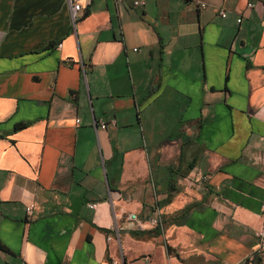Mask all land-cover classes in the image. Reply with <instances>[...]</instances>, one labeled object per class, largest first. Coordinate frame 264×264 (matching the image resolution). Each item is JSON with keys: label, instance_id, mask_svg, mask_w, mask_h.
Here are the masks:
<instances>
[{"label": "crops", "instance_id": "obj_1", "mask_svg": "<svg viewBox=\"0 0 264 264\" xmlns=\"http://www.w3.org/2000/svg\"><path fill=\"white\" fill-rule=\"evenodd\" d=\"M132 1L85 0L75 26L67 0H0V264H246L257 247L264 0ZM156 210L162 234L134 236Z\"/></svg>", "mask_w": 264, "mask_h": 264}, {"label": "built area", "instance_id": "obj_2", "mask_svg": "<svg viewBox=\"0 0 264 264\" xmlns=\"http://www.w3.org/2000/svg\"><path fill=\"white\" fill-rule=\"evenodd\" d=\"M84 1L85 0H67L68 6L70 8V14H71V20L73 22V25L76 26V23L83 17V10H84ZM258 0H249L247 6L248 8H254L256 6ZM147 3V0H133L132 1V6L134 8L138 7H144ZM202 7H205V4L201 5ZM219 15L221 18H226L227 17V12L224 10H221L219 12ZM242 19L239 17L237 19V23H241ZM106 125L102 124V128H105ZM96 204L89 205L91 209L96 208ZM34 209V205H29L26 207V212L28 214H32ZM261 216L264 219V201L261 205ZM130 220H137V215L136 214H130L129 215ZM147 223H149L151 226L154 228L161 229L164 231V220H163V215L159 210L154 211L153 215L148 219ZM145 226V223H139V229H143ZM255 235L258 239V244L255 250H253L249 256L248 260L251 261L255 257L256 254H261L264 251V223L262 227L255 232Z\"/></svg>", "mask_w": 264, "mask_h": 264}, {"label": "trees", "instance_id": "obj_3", "mask_svg": "<svg viewBox=\"0 0 264 264\" xmlns=\"http://www.w3.org/2000/svg\"><path fill=\"white\" fill-rule=\"evenodd\" d=\"M21 127L22 125H19L17 128H21ZM162 232L163 231L158 228H155L154 231H147V232L145 230H136L134 233V236H136L137 238H142V237L144 238L145 235L147 234H151V235L153 234L155 236V235H161ZM0 246L4 248L3 245L0 244ZM246 264H264V260L261 254H256L253 260L249 261L247 259Z\"/></svg>", "mask_w": 264, "mask_h": 264}, {"label": "rangeland", "instance_id": "obj_4", "mask_svg": "<svg viewBox=\"0 0 264 264\" xmlns=\"http://www.w3.org/2000/svg\"><path fill=\"white\" fill-rule=\"evenodd\" d=\"M262 257H263V260H264V251L261 253ZM123 260H124V257H123ZM118 264H122V262H118Z\"/></svg>", "mask_w": 264, "mask_h": 264}, {"label": "water", "instance_id": "obj_5", "mask_svg": "<svg viewBox=\"0 0 264 264\" xmlns=\"http://www.w3.org/2000/svg\"><path fill=\"white\" fill-rule=\"evenodd\" d=\"M125 264V263H124Z\"/></svg>", "mask_w": 264, "mask_h": 264}]
</instances>
